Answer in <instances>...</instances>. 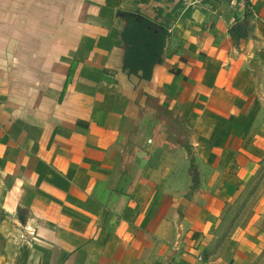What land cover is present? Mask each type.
Segmentation results:
<instances>
[{
    "label": "crops",
    "instance_id": "0c3cea01",
    "mask_svg": "<svg viewBox=\"0 0 264 264\" xmlns=\"http://www.w3.org/2000/svg\"><path fill=\"white\" fill-rule=\"evenodd\" d=\"M0 264H264V0H0Z\"/></svg>",
    "mask_w": 264,
    "mask_h": 264
},
{
    "label": "trees",
    "instance_id": "16d2710c",
    "mask_svg": "<svg viewBox=\"0 0 264 264\" xmlns=\"http://www.w3.org/2000/svg\"><path fill=\"white\" fill-rule=\"evenodd\" d=\"M127 20L123 32L127 47L124 70L135 76L142 71V77L148 79L163 53L169 32L144 17L129 15Z\"/></svg>",
    "mask_w": 264,
    "mask_h": 264
},
{
    "label": "rangeland",
    "instance_id": "374dc122",
    "mask_svg": "<svg viewBox=\"0 0 264 264\" xmlns=\"http://www.w3.org/2000/svg\"><path fill=\"white\" fill-rule=\"evenodd\" d=\"M256 183H259V181L256 182ZM251 194H253V192H252ZM247 203H248V200L245 201L243 208H241V209L239 210V212L237 213V216H238L239 218H240L242 215L247 214V210H246L247 208L245 209Z\"/></svg>",
    "mask_w": 264,
    "mask_h": 264
},
{
    "label": "built area",
    "instance_id": "2783aa9c",
    "mask_svg": "<svg viewBox=\"0 0 264 264\" xmlns=\"http://www.w3.org/2000/svg\"><path fill=\"white\" fill-rule=\"evenodd\" d=\"M221 2H225V3H228V4H231V5H234V4H242L245 2V0H220Z\"/></svg>",
    "mask_w": 264,
    "mask_h": 264
},
{
    "label": "water",
    "instance_id": "95a60500",
    "mask_svg": "<svg viewBox=\"0 0 264 264\" xmlns=\"http://www.w3.org/2000/svg\"><path fill=\"white\" fill-rule=\"evenodd\" d=\"M139 74H142V72L140 71Z\"/></svg>",
    "mask_w": 264,
    "mask_h": 264
}]
</instances>
